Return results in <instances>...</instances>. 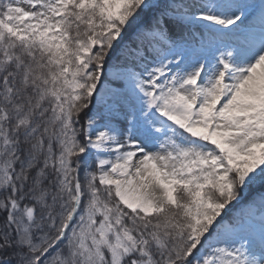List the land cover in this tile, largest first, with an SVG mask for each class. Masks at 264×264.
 <instances>
[{"label": "snow or ice", "instance_id": "1", "mask_svg": "<svg viewBox=\"0 0 264 264\" xmlns=\"http://www.w3.org/2000/svg\"><path fill=\"white\" fill-rule=\"evenodd\" d=\"M0 264H264V0H0Z\"/></svg>", "mask_w": 264, "mask_h": 264}]
</instances>
